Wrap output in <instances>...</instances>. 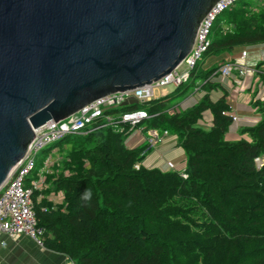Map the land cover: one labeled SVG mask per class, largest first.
Listing matches in <instances>:
<instances>
[{
    "label": "trees",
    "instance_id": "1",
    "mask_svg": "<svg viewBox=\"0 0 264 264\" xmlns=\"http://www.w3.org/2000/svg\"><path fill=\"white\" fill-rule=\"evenodd\" d=\"M210 41L188 79L170 92L104 111L145 110L149 117L134 126L107 124L68 134L40 152L34 177L56 148L65 154L68 171L47 174L50 186L32 192L43 246L76 264H264V99L252 102L260 120L240 129L248 139L229 141L225 135L233 121L225 113L227 94L214 79L218 67L202 68L210 55L264 43V3L240 0L223 11ZM214 90L221 91L215 100ZM196 91L202 95L192 106L176 108ZM205 111L212 116L208 128L200 124ZM136 129L175 136L184 170L145 167L152 145L130 148L125 142ZM86 190L90 201L82 199ZM51 191L63 193L60 203L46 198Z\"/></svg>",
    "mask_w": 264,
    "mask_h": 264
},
{
    "label": "water",
    "instance_id": "2",
    "mask_svg": "<svg viewBox=\"0 0 264 264\" xmlns=\"http://www.w3.org/2000/svg\"><path fill=\"white\" fill-rule=\"evenodd\" d=\"M218 0H0V187L34 129L160 79Z\"/></svg>",
    "mask_w": 264,
    "mask_h": 264
},
{
    "label": "built area",
    "instance_id": "3",
    "mask_svg": "<svg viewBox=\"0 0 264 264\" xmlns=\"http://www.w3.org/2000/svg\"><path fill=\"white\" fill-rule=\"evenodd\" d=\"M240 0H218L202 18L195 35L194 43L183 61L170 73L152 82L151 84L138 87L132 91L116 92L104 95L85 106L75 113L59 121H49L34 129L35 137L29 142L23 158L14 166L4 184L0 187V233L11 238L19 235L27 236L34 242L43 246L42 236L44 228L38 225L32 203V192L43 185L46 175L50 172L52 156H47L38 171L37 178H30L37 165L38 154L48 145L60 140L68 134H86L107 124L129 123L136 125L142 119L149 117L145 110L123 112L118 115L104 114L108 108L121 105L128 99H136L144 102L166 94L163 90L171 85L177 87L189 77L190 71L201 60L203 54L210 46V31L215 18L223 11L231 8ZM245 56L246 51H242ZM235 66L241 74L247 73L245 67L232 63L222 64L215 76H227ZM173 109H176L173 107ZM171 109L170 111H172ZM235 121L236 116L229 111L225 112ZM168 132L162 134L155 130H149L146 138L147 143L155 145L162 141ZM258 165L262 164L260 158L256 159ZM139 167L138 164L135 165ZM166 166L174 169L175 164L167 161Z\"/></svg>",
    "mask_w": 264,
    "mask_h": 264
},
{
    "label": "crops",
    "instance_id": "4",
    "mask_svg": "<svg viewBox=\"0 0 264 264\" xmlns=\"http://www.w3.org/2000/svg\"><path fill=\"white\" fill-rule=\"evenodd\" d=\"M242 51H246L245 56H242ZM226 63H232L235 65L239 64L247 69V73L241 74L238 70L239 68L233 66L229 75L216 76L214 78L221 84L223 90H225L230 112L237 118L230 124L225 138L229 141H235L241 138L248 139L246 134H240V129L245 126H253L260 120V113L256 110L252 102L256 99H264V43L249 46H238L229 51L210 55L205 58L202 68H219L222 64ZM170 91L166 90L165 92L168 93ZM157 93V95H160L159 91ZM193 93L199 94L200 91ZM190 94L175 103V106L179 104L181 105V103L188 101L189 98L194 97L193 94L191 96ZM213 94L220 97L221 91L214 90L211 92V96H213ZM196 101L197 99L193 100V103H188L185 106L182 104L180 107L178 106V108L182 110L186 109L192 106ZM211 120L212 116L210 112L205 111L200 124L202 127L208 128ZM148 131L143 134L138 129L134 130L131 137L137 135L138 132L139 139L136 140L137 142H134L133 146L147 143L146 138ZM155 145L152 146L151 151L142 161V164L145 167H157L166 171L169 169L166 166V162L172 161L175 164L176 170H184V151L176 144L175 136H164L159 148H156L157 150L154 149L156 147ZM41 168L42 166L38 169V171ZM37 175L34 177L32 173L30 178H37ZM49 186L50 183L46 179L45 183L35 190L44 191ZM42 195L43 194H40L38 198H42ZM46 198L53 203H60L63 197L60 196L59 191H51L46 195ZM0 264L76 263L62 252H57L45 246L37 245L34 240L27 236L19 235L18 237L11 238L6 234L0 233Z\"/></svg>",
    "mask_w": 264,
    "mask_h": 264
},
{
    "label": "rangeland",
    "instance_id": "5",
    "mask_svg": "<svg viewBox=\"0 0 264 264\" xmlns=\"http://www.w3.org/2000/svg\"><path fill=\"white\" fill-rule=\"evenodd\" d=\"M261 2L262 3H264V0H261ZM173 89V86H171V85H169V86H167L164 90H163V92H165L166 90H172ZM158 94V93H157ZM194 95V97L193 98H189V100L188 101H185V102H183V103H181V105L183 104V106H185L186 104H190V103H193V100H195V99H198L201 95H202V92H200L199 94H197V93H191L190 94V96L191 95ZM160 96V95H159ZM218 97V95H214L213 94V96H211L213 99H215V98H217ZM132 99H128V100H126V102H130ZM180 104L179 105H177L176 106V108L179 106H181ZM136 133V132H135ZM132 134L133 133H131L130 135H129V137H127V139H126V144H127V146L128 147H130V148H132V147H135V146H133V144H134V142L136 141V140H138L139 139V133L137 132V135H135L134 137H131L132 136ZM137 142V141H136ZM162 143V141L161 142H159V143H157L155 146V150H157L156 148H159V146H160V144ZM136 146H138V145H136ZM50 156H52V163H51V165H50V172L49 173H51V172H53L54 170H55V174H60V173H63V174H68V171L66 170V169H63L64 168V166H63V161H66L65 160V154L62 152L61 153V151L59 150V148H56V149H54L52 152H51V154H50ZM37 161L39 162V164L41 163V161H42V158H41V154L39 153L38 154V156H37ZM59 193H60V196H62L63 197V193L61 192V191H59Z\"/></svg>",
    "mask_w": 264,
    "mask_h": 264
},
{
    "label": "clouds",
    "instance_id": "6",
    "mask_svg": "<svg viewBox=\"0 0 264 264\" xmlns=\"http://www.w3.org/2000/svg\"><path fill=\"white\" fill-rule=\"evenodd\" d=\"M91 191L90 190H86L85 193L82 196V199L85 201H90L91 199Z\"/></svg>",
    "mask_w": 264,
    "mask_h": 264
}]
</instances>
